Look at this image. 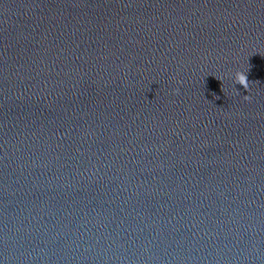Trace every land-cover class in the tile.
I'll return each mask as SVG.
<instances>
[{"label":"water","instance_id":"95a60500","mask_svg":"<svg viewBox=\"0 0 264 264\" xmlns=\"http://www.w3.org/2000/svg\"><path fill=\"white\" fill-rule=\"evenodd\" d=\"M0 264H264V0H0Z\"/></svg>","mask_w":264,"mask_h":264},{"label":"clouds","instance_id":"9594fccd","mask_svg":"<svg viewBox=\"0 0 264 264\" xmlns=\"http://www.w3.org/2000/svg\"><path fill=\"white\" fill-rule=\"evenodd\" d=\"M236 82L243 86L244 89H248L249 87V80L245 72L236 73ZM244 98L248 99L249 97L245 96Z\"/></svg>","mask_w":264,"mask_h":264}]
</instances>
